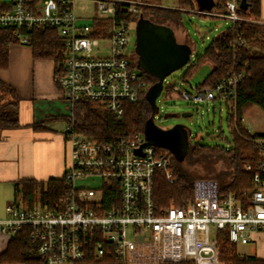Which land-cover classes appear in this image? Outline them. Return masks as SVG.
<instances>
[{"label": "built area", "instance_id": "2783aa9c", "mask_svg": "<svg viewBox=\"0 0 264 264\" xmlns=\"http://www.w3.org/2000/svg\"><path fill=\"white\" fill-rule=\"evenodd\" d=\"M79 1L92 2L89 15L78 12ZM212 1L209 9L192 10L229 19L238 29L243 22H259L241 13L242 0ZM145 7L175 9L161 0H0V27L16 28L23 44H28L23 27L55 29L63 43L56 82L70 110L75 101L88 99L121 115L125 102L136 101L149 89L136 48H128L130 23ZM100 41L109 42L107 54L93 53ZM234 41L244 43L242 33ZM243 77L232 73L193 92L175 83L173 92L193 102L234 104ZM62 132L69 146L62 176L69 187L54 206L40 198L33 205L22 197L9 203L1 222L2 232L9 235L23 225L31 228L41 264H75L86 258L90 246L97 257L109 246L123 264H225L220 231L234 244L250 243L264 232V136L255 140V159L244 164L253 175L242 197L221 194L215 178L197 177L188 204L172 202L158 211L156 171L175 179L169 149L146 143L143 131L103 141L79 132L69 120Z\"/></svg>", "mask_w": 264, "mask_h": 264}, {"label": "trees", "instance_id": "16d2710c", "mask_svg": "<svg viewBox=\"0 0 264 264\" xmlns=\"http://www.w3.org/2000/svg\"><path fill=\"white\" fill-rule=\"evenodd\" d=\"M198 1L200 2V0ZM246 1L248 7L241 13L259 19L261 0ZM179 2L193 4V0H179ZM143 16L168 25L173 23L177 25L180 21V11L177 9L145 7ZM21 31L28 36V44L32 46L36 58L50 59L55 62L56 73L63 48L57 31L51 27H23ZM239 33H242L244 38L242 44L234 41ZM16 43H20L16 37V28L0 27V68L9 66L10 46ZM201 62L210 63L211 71L206 80L198 85L199 87H213L232 73L244 74L238 85L236 102L231 104L230 101H226L227 108L230 110L228 119L232 141L225 139L228 142L227 145H211L192 141L190 137L189 151L182 160L170 151L175 179L169 180L163 171H156L154 200L158 211L168 207L172 202L178 205L188 204L193 199L194 180L197 177L215 178L219 182L221 194L235 193L239 197L243 196V190L251 186L253 172L245 169L244 164L254 160L257 156L258 147L255 140L264 136V132H249L244 124V116L254 106L260 107L264 112V24L243 22L239 29L233 25L228 27L212 40L204 53L198 56L195 63H191L189 71L183 78L184 81H187V76ZM142 75L149 88L158 81V78L150 72L142 71ZM3 86H6V83L0 79V88ZM169 89L173 91V84ZM148 90L136 101L125 102L124 112L121 115H117L99 102L81 99L73 103L69 113L48 117V121L54 119L73 120L79 132L103 141H111L120 134L144 132L145 124L153 113ZM11 91L14 92V89ZM18 126L16 105L0 110L1 128ZM34 127L39 128L40 125L36 124ZM163 149L167 151L165 148ZM219 161L223 162L225 167L217 172L214 166ZM186 163H199L207 167L206 176H198L196 171L185 165ZM20 184L18 191L21 192L24 202L28 205L35 203L38 199L37 191L41 189L43 192L40 197L42 203L54 206L58 198L69 187V183L63 176L51 177L46 181L27 179L21 181ZM11 236L7 249L1 254L2 261L41 264L31 238V228L28 225H23ZM219 246L221 256L226 264H264V258L258 256L240 257L236 244L229 241L227 234L225 235V232L223 234V231L219 232ZM75 264L123 263L109 246L101 257H97L93 247L90 246L86 258Z\"/></svg>", "mask_w": 264, "mask_h": 264}, {"label": "crops", "instance_id": "0c3cea01", "mask_svg": "<svg viewBox=\"0 0 264 264\" xmlns=\"http://www.w3.org/2000/svg\"><path fill=\"white\" fill-rule=\"evenodd\" d=\"M199 4L209 9L213 1L200 0ZM262 17L264 0L259 18L264 23ZM55 68L53 60L36 58L32 46L23 43L11 44L10 64L0 68V79L6 83L0 88V110L16 105L19 119L18 127H0V264H25L1 260L12 237L2 232L1 222L7 216V205L22 197L20 182L61 177L68 160L69 146L62 132L65 121H48V117L61 115L48 105L49 101L56 105L63 97ZM36 124L40 127L35 128ZM260 234L256 238H261Z\"/></svg>", "mask_w": 264, "mask_h": 264}, {"label": "rangeland", "instance_id": "374dc122", "mask_svg": "<svg viewBox=\"0 0 264 264\" xmlns=\"http://www.w3.org/2000/svg\"><path fill=\"white\" fill-rule=\"evenodd\" d=\"M161 2L171 5V7L180 11L179 23L177 25L173 23L171 26L175 30L177 39L186 44L191 49V52L189 53V62L165 77L160 94L155 97L156 112L153 120L161 127H171L178 123L186 125L190 129L192 141H200L211 145H227L228 142L225 139L231 142L232 133L228 119L230 110L227 108L226 102L220 99L204 102L189 101L175 94L169 87L177 83L186 90L193 92L194 87L206 80L211 71V64L202 62L187 76V81H184L183 78L189 71L191 63L197 61L198 56L204 53L212 40L232 25V21L226 18L200 14L196 10H192V8L197 9L200 6L198 0H193V4H183L179 0H161ZM92 8L93 5L90 1L78 2L77 10L79 13L89 15ZM262 18L264 20V17ZM143 20V18H138L130 23L128 48L131 50H135L137 46V28L138 24ZM259 23H261L260 19ZM108 46V41H100L94 47L93 53L107 54ZM48 105L54 107V111L61 113V115L67 114L70 111V101L63 97L57 101L56 105L53 101H49ZM184 112H191L192 114L183 116ZM244 124L253 132H264L263 110L258 106L252 107L244 116ZM185 165L189 169L196 171L198 176H206L207 167L199 163H186ZM224 167L225 165L221 161L217 162L214 166L217 172ZM245 190L242 192L244 193ZM42 194V190L38 189L37 198L39 199ZM260 236L261 238L257 236L258 238L250 243L236 244L237 252L243 256L264 258V232ZM221 255L220 249V257L226 264Z\"/></svg>", "mask_w": 264, "mask_h": 264}, {"label": "water", "instance_id": "95a60500", "mask_svg": "<svg viewBox=\"0 0 264 264\" xmlns=\"http://www.w3.org/2000/svg\"><path fill=\"white\" fill-rule=\"evenodd\" d=\"M242 7H248L246 0H242ZM140 18L144 20L137 28L138 66L142 71L150 72L158 78L157 83L148 90L153 113L145 124L146 143L165 147L182 160L190 148V129L182 123L161 127L153 118L156 112L155 97L160 94L165 77L189 61L191 49L177 39L171 25L152 21L143 15ZM190 114L192 113L184 112L183 116Z\"/></svg>", "mask_w": 264, "mask_h": 264}, {"label": "flooded vegetation", "instance_id": "af4514ba", "mask_svg": "<svg viewBox=\"0 0 264 264\" xmlns=\"http://www.w3.org/2000/svg\"><path fill=\"white\" fill-rule=\"evenodd\" d=\"M136 55H137V57L139 56V54L137 53V51H136Z\"/></svg>", "mask_w": 264, "mask_h": 264}]
</instances>
